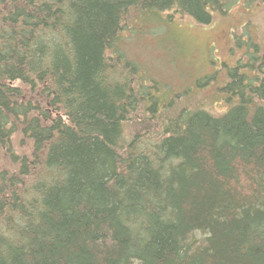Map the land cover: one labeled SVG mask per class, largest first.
I'll return each mask as SVG.
<instances>
[{"label":"trees","instance_id":"obj_1","mask_svg":"<svg viewBox=\"0 0 264 264\" xmlns=\"http://www.w3.org/2000/svg\"><path fill=\"white\" fill-rule=\"evenodd\" d=\"M262 3L0 0V264H264V44L222 112L118 48L131 15Z\"/></svg>","mask_w":264,"mask_h":264},{"label":"rangeland","instance_id":"obj_2","mask_svg":"<svg viewBox=\"0 0 264 264\" xmlns=\"http://www.w3.org/2000/svg\"><path fill=\"white\" fill-rule=\"evenodd\" d=\"M157 15L159 19L148 22L137 14L131 15L127 28L120 34L118 48L128 58L138 60L146 78L168 84L167 88L195 87L197 79L209 75L199 97L209 102L212 111L222 112L226 107L224 101L220 103L211 95L217 93L215 86L228 81V69L243 58L245 49L236 45V40L249 37L264 44V0L248 8L236 4L225 14L214 13L207 25L180 16L168 20L165 12Z\"/></svg>","mask_w":264,"mask_h":264}]
</instances>
